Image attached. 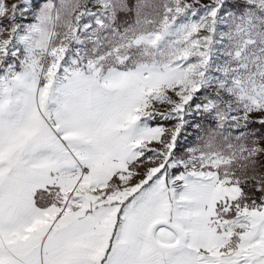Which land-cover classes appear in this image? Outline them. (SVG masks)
I'll use <instances>...</instances> for the list:
<instances>
[{"label": "snow or ice", "instance_id": "6c2138e0", "mask_svg": "<svg viewBox=\"0 0 264 264\" xmlns=\"http://www.w3.org/2000/svg\"><path fill=\"white\" fill-rule=\"evenodd\" d=\"M0 264H264V0H0Z\"/></svg>", "mask_w": 264, "mask_h": 264}]
</instances>
